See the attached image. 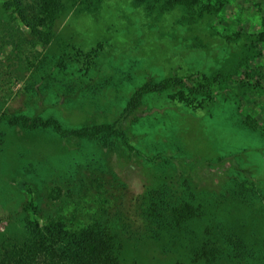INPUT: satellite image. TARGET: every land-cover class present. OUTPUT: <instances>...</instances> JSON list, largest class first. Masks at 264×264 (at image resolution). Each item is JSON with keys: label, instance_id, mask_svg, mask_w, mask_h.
<instances>
[{"label": "rangeland", "instance_id": "374dc122", "mask_svg": "<svg viewBox=\"0 0 264 264\" xmlns=\"http://www.w3.org/2000/svg\"><path fill=\"white\" fill-rule=\"evenodd\" d=\"M62 3L47 43L0 48V257L26 217L61 216L106 230L121 264H264V0Z\"/></svg>", "mask_w": 264, "mask_h": 264}, {"label": "trees", "instance_id": "16d2710c", "mask_svg": "<svg viewBox=\"0 0 264 264\" xmlns=\"http://www.w3.org/2000/svg\"><path fill=\"white\" fill-rule=\"evenodd\" d=\"M29 6L26 7L22 0H4L1 3V50L6 52V49L10 47L11 51H15L23 44L37 45L39 42L47 43L51 39L54 26L62 11V0H38ZM15 15L22 23L21 26L18 24L16 26L14 23ZM163 86V84L147 82L143 88L159 90ZM139 96L138 92L137 99ZM8 121L24 126H52L62 137L96 139L107 146L113 144L105 140L107 136H103L105 132L110 136V133L115 131L112 126L86 125L81 128L64 129L56 119H31L27 115H10ZM24 208L37 210L33 199L29 200ZM175 212L177 214L181 212V216L195 215L196 210L191 204L185 203L180 208H175ZM25 223L30 233L29 239L22 244L3 245L0 264H121L116 254L114 237L98 225L72 227L61 216L47 219L45 222L28 216ZM229 242L233 248L241 249L240 240L230 239ZM201 250L199 255L205 258L210 256L215 258L218 255L215 251H207L205 247ZM242 254L241 251L236 256L241 257Z\"/></svg>", "mask_w": 264, "mask_h": 264}]
</instances>
